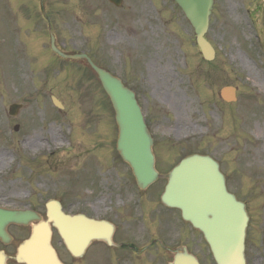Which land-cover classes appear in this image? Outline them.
I'll list each match as a JSON object with an SVG mask.
<instances>
[{"label":"rangeland","instance_id":"374dc122","mask_svg":"<svg viewBox=\"0 0 264 264\" xmlns=\"http://www.w3.org/2000/svg\"><path fill=\"white\" fill-rule=\"evenodd\" d=\"M39 1L0 0V205L38 203L42 210L57 197L73 213L79 198L96 194V180L105 184L124 173L104 160L114 154L116 136L109 104L88 72L59 65L46 49ZM256 1L214 0L205 34L214 58L204 61L172 0H123L118 8L107 0H44L58 42L87 51L135 92L158 167L189 152L219 163L228 190L250 215L248 264H264V85L254 83L238 55L264 81V6ZM25 11L32 26L18 19ZM15 20L9 32L4 24ZM225 85L236 87L235 102L218 98ZM11 103L23 105L15 116L7 115ZM68 145L75 148L65 158L50 156ZM33 156L41 160H28ZM161 186L159 180L152 189Z\"/></svg>","mask_w":264,"mask_h":264},{"label":"water","instance_id":"95a60500","mask_svg":"<svg viewBox=\"0 0 264 264\" xmlns=\"http://www.w3.org/2000/svg\"><path fill=\"white\" fill-rule=\"evenodd\" d=\"M110 1L116 5L121 3V0ZM175 2L194 28L195 42L203 58L212 59L213 50L203 37L207 30L212 0ZM49 33L50 46L55 53L65 58L84 59L97 75L115 112L118 130L116 150L130 165L139 188H146L158 175L153 168L152 140L133 92L124 87L118 78L94 65L86 55L60 52L54 45L51 31ZM219 95L227 102L234 101L235 89L223 87ZM52 101L61 108L55 98L52 97ZM18 108L19 105L13 104L9 107V112L15 114ZM164 177L167 183L160 197L162 203L178 208L182 218L201 231L212 245L218 264H244L242 251L247 216L244 205L226 191L224 177L219 172L217 162L207 155L191 154L183 158ZM47 206L48 221L57 228L67 249L76 256L80 235L85 239L89 238L92 234L90 228L97 226V223L79 216L64 215L59 211L58 204L52 201H49ZM37 218L30 213L0 209V238L4 235L5 223L27 224ZM80 221L84 228L82 231L79 230ZM47 222L32 227L30 237L17 249V261L25 264H60L49 245L50 232ZM0 264H4L1 256Z\"/></svg>","mask_w":264,"mask_h":264},{"label":"flooded vegetation","instance_id":"af4514ba","mask_svg":"<svg viewBox=\"0 0 264 264\" xmlns=\"http://www.w3.org/2000/svg\"><path fill=\"white\" fill-rule=\"evenodd\" d=\"M22 16L29 19L25 13ZM126 171L127 176L96 183L91 189L96 194L90 199H78L77 213L102 220L111 230L108 242L91 240L79 257L70 260L74 264H181L176 261L180 254L182 264H215L208 245L197 243V231L181 220L179 211L163 206L159 194L138 191ZM29 230V226L8 225L10 236L6 244L0 242V249L13 257ZM6 264L18 263L8 258Z\"/></svg>","mask_w":264,"mask_h":264},{"label":"bare ground","instance_id":"6f19581e","mask_svg":"<svg viewBox=\"0 0 264 264\" xmlns=\"http://www.w3.org/2000/svg\"><path fill=\"white\" fill-rule=\"evenodd\" d=\"M241 57H242L241 55H238L240 64L248 71V76H251L253 78L254 83H260L261 85H264V81L261 79L262 77L259 76L257 72H254V75H253V71L250 68V65L246 61H244Z\"/></svg>","mask_w":264,"mask_h":264}]
</instances>
